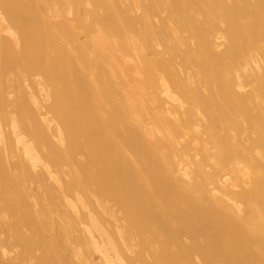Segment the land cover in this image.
Instances as JSON below:
<instances>
[{
  "label": "bare ground",
  "instance_id": "1",
  "mask_svg": "<svg viewBox=\"0 0 264 264\" xmlns=\"http://www.w3.org/2000/svg\"><path fill=\"white\" fill-rule=\"evenodd\" d=\"M0 264H264V0H0Z\"/></svg>",
  "mask_w": 264,
  "mask_h": 264
}]
</instances>
